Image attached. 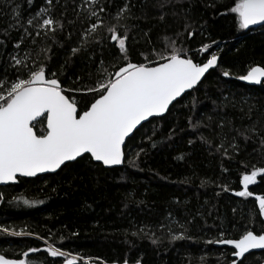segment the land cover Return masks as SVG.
<instances>
[{"label": "trees", "instance_id": "1", "mask_svg": "<svg viewBox=\"0 0 264 264\" xmlns=\"http://www.w3.org/2000/svg\"><path fill=\"white\" fill-rule=\"evenodd\" d=\"M127 2L132 5L126 42L132 62L143 63L144 55L155 61L156 52L166 55L174 46L197 62L215 53L218 66L165 116L135 131L126 142L122 166L107 168L84 155L54 174L19 178L17 184L0 187V229H9V234L0 231V253L7 257L30 264H64L65 257L46 251L51 244L77 257V264H230L233 249L206 241L221 232L234 239L245 230L264 232L255 200L264 195V174L249 185L252 197L235 195L243 190L241 174L264 167V82L254 86L238 80L249 67L264 66V26L240 29L231 12L235 0ZM100 3L106 9L98 13L100 19L114 24L113 16L125 0ZM90 4L52 0L49 12L38 19L42 23L51 16L63 25L53 37L27 24L41 8H49L47 0H0V79L27 78L10 59L27 54L25 63H43L46 74L56 72L65 93L85 110L93 97L81 89L95 86L101 61L112 72L122 56L103 28L100 36L106 39L81 45L85 30L96 22L85 19ZM25 27L30 35L17 48ZM205 44L211 47L199 51ZM73 48L81 51L73 55ZM224 70L231 75L224 77ZM45 125L46 117L36 122L38 134ZM185 229L192 239H171ZM21 230L31 235L10 234ZM32 248L38 251L25 257ZM237 264H264V251L250 253Z\"/></svg>", "mask_w": 264, "mask_h": 264}, {"label": "snow or ice", "instance_id": "2", "mask_svg": "<svg viewBox=\"0 0 264 264\" xmlns=\"http://www.w3.org/2000/svg\"><path fill=\"white\" fill-rule=\"evenodd\" d=\"M28 2L31 4L32 0ZM47 3L49 8H41L35 16L27 20V24L36 29H44L45 36L51 34L54 37L56 29L62 28L63 25L51 16L43 19L42 23L38 19L49 12L52 0H47ZM85 10L89 13L85 19L95 18L96 22L91 23L90 28L85 30V39L81 41V45L86 47L93 40L103 41L106 37L100 36V29H106L110 40L115 42L114 46H118L122 54L120 65L117 70L109 72L101 61L95 86L81 89L93 97L85 106V110L81 111L78 110V100L65 94L66 90L62 87L56 72L46 74V66L43 63L36 67L29 66L25 63L27 54L23 59L11 55L10 59L14 62L12 66L16 67L17 72H26L27 78L18 75L11 82L6 78L0 79V183L15 181L17 174L32 177L38 173L54 172L66 166V162L76 161L84 154H90L92 160L101 162L104 166L122 164L125 158L123 147L133 130L149 117L162 116L168 112L169 106L178 97L186 90L194 89L209 69L218 66V55L215 53L206 61L197 62L192 56L187 55L184 49H177L174 46L170 51L165 49L166 55L163 52H156L155 61L142 53L144 62L134 63L126 47V42L130 38L127 20L130 18L132 5L125 0L123 6L118 8L113 16L115 23L110 25H105L98 15L106 10L100 0H91V4ZM231 12L236 14L239 28L248 29L250 25L264 22V0H235ZM24 33L16 44L17 48L30 35L27 27L24 28ZM36 35L40 36V31H37ZM188 35L192 36L193 33L190 32ZM5 36H8V29H5ZM2 43L0 42V45ZM172 43L174 45V42ZM210 47L211 45L205 44L199 51L205 52ZM71 51L75 55L81 49L73 48ZM222 75L229 77L231 73L224 70ZM238 79L261 84L264 82V66H251L246 74L240 75ZM41 117H46V125L38 134L34 129L37 118ZM250 131L254 132L255 128ZM240 135L245 139L249 138L243 132ZM191 143L192 141H189V144ZM261 143L264 144V138L261 139ZM230 146L234 150L237 147L235 144ZM220 147L223 148V145ZM143 151L144 149H140V152ZM136 155L139 156L140 153ZM259 174H264V167L254 168L250 174H241L240 184L243 190L236 192L235 195L252 197L254 194L248 190L249 185L256 183ZM255 200L258 202L259 214L264 216V195H256ZM23 202L35 203L28 200ZM0 231L9 234L7 227ZM186 232L187 229L174 234L171 239L173 241L192 239ZM10 234L31 235L23 230L12 231ZM152 242L157 243L156 240ZM206 243L233 246L235 251L232 255L239 259L245 257L252 249H264V232L256 234L252 230H245L238 239L224 238V233L221 232L217 238ZM37 251L32 248L23 255L27 257L29 253ZM46 251L52 257H65L64 264H77L75 256L69 259L67 257L70 253H65L51 244ZM201 259L203 260V257ZM0 264L30 262L25 259H9L0 254ZM124 264H128L127 260ZM231 264H237V259H233Z\"/></svg>", "mask_w": 264, "mask_h": 264}, {"label": "water", "instance_id": "3", "mask_svg": "<svg viewBox=\"0 0 264 264\" xmlns=\"http://www.w3.org/2000/svg\"><path fill=\"white\" fill-rule=\"evenodd\" d=\"M264 26V22H261V23H257L256 25H250L249 26V28L248 29H246V30H251V29H258V28H261V27H263ZM218 63H219V55H218ZM216 67H214L213 69H215ZM213 69H209V71L207 72V73H205V75H204V77H202V79H201V82H202V80L205 78V76L211 71V70H213ZM239 80V79H238ZM239 81H241V80H239ZM200 82V83H201ZM241 82H243V83H245V84H248V85H254V86H258V85H260V84H254V83H249V82H246V81H241ZM200 83H198L194 88H196ZM263 83V82H262ZM193 89H189V90H186V92L184 93V94H182V96L181 97H178L177 98V100H179L180 98H182L187 92H190V91H192ZM66 94V93H65ZM67 95V94H66ZM176 100V101H177ZM176 101H174L173 102V104L176 102ZM172 104V105H173ZM172 105H170L169 106V109L171 108V106ZM78 110H79V108H78ZM169 111V110H168ZM168 112H166V113H164L162 116H153V117H149V119L147 120V121H143V122H141V125H138L137 126V128L136 129H134L133 130V133L132 134H130V136L128 137V138H126V141H125V145H126V142H127V140L135 133V131L137 130V129H139L143 124H145V123H147L148 121H150L151 119H153V118H160V117H163V116H165L166 114H167ZM43 117H41V118H37V121H39V120H41ZM35 130V129H34ZM36 131V130H35ZM125 145H124V147H123V150H124V152H125ZM84 155H90V154H84ZM83 155V156H84ZM77 159H79V158H77ZM124 161H125V158H124ZM124 161H123V163H124ZM72 162H74V161H72ZM95 162H97V161H95ZM67 163H69V162H66V164ZM97 163H101V162H97ZM123 163L122 164H120V165H114V166H104V167H107V168H113V167H119V166H122L123 165ZM102 164V163H101ZM63 167V166H62ZM61 167V168H62ZM60 169H57L56 171H54V172H51V171H49V172H44V173H38L36 176H32V177H28V176H20L19 174H17V178H16V180L15 181H9V182H6V183H0V187H2V186H7V185H13V184H17L18 183V181H19V178H35V177H37V176H43V175H47V174H54V173H56V172H58ZM262 218H263V220H264V216H262ZM256 233V232H255ZM257 234V233H256ZM230 239H234V238H230ZM238 239V238H237ZM217 246H220V247H228V248H231V249H233V252L235 251V249H234V247L233 246H230V245H220V244H216ZM260 251H264V249H252V250H250L249 251V253H246L245 254V256L246 255H248V254H250V253H253V252H260ZM0 254H2V253H0ZM233 256V255H232ZM7 257V256H6ZM234 257V256H233ZM7 258H9V259H18V258H10V257H7ZM235 259H237V261H240V260H242L243 258H236V257H234ZM108 264H124V263H117V262H113V263H108ZM128 264H130V263H128Z\"/></svg>", "mask_w": 264, "mask_h": 264}, {"label": "rangeland", "instance_id": "4", "mask_svg": "<svg viewBox=\"0 0 264 264\" xmlns=\"http://www.w3.org/2000/svg\"><path fill=\"white\" fill-rule=\"evenodd\" d=\"M260 175H261V174H259V175L257 176V181H258ZM257 181H256V182H257ZM47 247H48V246H47ZM46 249H47V248H46ZM69 258H72V257L69 256ZM76 258H77V257H76ZM77 260H78V258H77ZM230 264H231V263H230Z\"/></svg>", "mask_w": 264, "mask_h": 264}]
</instances>
